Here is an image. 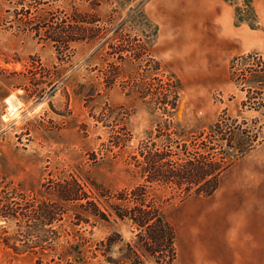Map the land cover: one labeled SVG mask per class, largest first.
Listing matches in <instances>:
<instances>
[{
	"label": "rangeland",
	"instance_id": "1",
	"mask_svg": "<svg viewBox=\"0 0 264 264\" xmlns=\"http://www.w3.org/2000/svg\"><path fill=\"white\" fill-rule=\"evenodd\" d=\"M41 8L67 24L84 16L86 38L57 50L37 20L0 0V195L48 199L42 183L71 177L90 196L94 186L130 189L142 181L141 142L169 141L176 151L224 116L236 129L232 145L257 140L242 155L229 150L218 191L154 187L175 230L172 264H264V108L243 105L247 85L258 86L243 83L247 71L264 69V0H48ZM248 54L260 63H232ZM75 211L67 205L47 251L13 249L6 236L16 223L0 218V264H112L103 254L117 259L133 242L128 223L77 222ZM109 235L115 242L103 252Z\"/></svg>",
	"mask_w": 264,
	"mask_h": 264
},
{
	"label": "trees",
	"instance_id": "2",
	"mask_svg": "<svg viewBox=\"0 0 264 264\" xmlns=\"http://www.w3.org/2000/svg\"><path fill=\"white\" fill-rule=\"evenodd\" d=\"M47 2L48 0H9L15 15L20 14L28 22L37 20L41 24L37 26L43 27V36L57 50H66L71 42L86 38L85 24L88 22L84 16L72 15L67 24L66 17L57 19L51 13L39 15L41 6ZM22 16L19 17L20 20H23ZM39 18L42 20L39 21ZM35 30L36 34H40L38 28ZM260 58L262 56L248 54L234 57L232 63L242 59L260 63ZM253 68L255 67H250L247 71L250 81H246V77L243 83L253 81L258 86L253 88L247 85L243 105L259 110L264 108V81L256 79L264 75V69ZM167 86L171 87L169 83ZM165 91L168 92V88ZM167 95L165 93L166 98ZM254 98L257 99L256 104L250 102ZM169 105L174 108L173 101ZM166 111L164 107V112ZM231 121L220 116L207 133L200 134L188 144L176 143V151L168 145L169 141L160 146L151 139L141 142L138 151L140 159L134 157V161L138 178L142 181L130 189L110 192L94 186L96 194L90 196L71 177L42 183L43 193L48 199L34 198L31 201L18 189L1 191L0 218L14 221L17 226L14 235L6 236L7 244L23 252L30 249L53 250L60 237L59 229L67 214V205L72 204L76 207L73 215L77 222L88 223L90 218L104 222L113 220L126 222L133 228L134 240L124 245L119 258L113 259L103 254L108 263L142 264L144 260H151L155 264H172L176 257L175 230L163 206L165 199L157 196L153 191L154 187L175 189L187 196L207 197L213 194L218 187L220 175L230 164L229 150L242 155L257 140H252L249 136L248 142L232 145L236 129ZM246 136L248 135L243 137L248 138ZM113 236L118 237L117 234ZM113 236L109 235L99 243L104 247L103 252H109L115 242ZM9 240H12L11 243ZM18 240H22L20 245L23 249L15 245Z\"/></svg>",
	"mask_w": 264,
	"mask_h": 264
},
{
	"label": "crops",
	"instance_id": "3",
	"mask_svg": "<svg viewBox=\"0 0 264 264\" xmlns=\"http://www.w3.org/2000/svg\"><path fill=\"white\" fill-rule=\"evenodd\" d=\"M219 186H220V183H218V187H217V189L214 191L215 193L218 191V189H219ZM208 197H210V196H208ZM248 210H251V209H248ZM227 244V243H226ZM230 246V245H229ZM228 246V247H229ZM224 251H225V249H224ZM232 251V249H230L229 248V250L227 251V253H230ZM227 257V258H226ZM226 257H224V259L225 260H229L228 258H229V256H226Z\"/></svg>",
	"mask_w": 264,
	"mask_h": 264
}]
</instances>
